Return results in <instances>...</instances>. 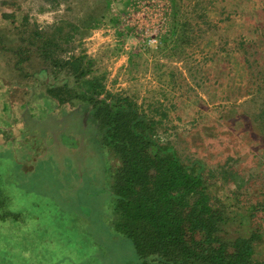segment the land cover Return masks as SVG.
<instances>
[{
	"label": "rangeland",
	"instance_id": "374dc122",
	"mask_svg": "<svg viewBox=\"0 0 264 264\" xmlns=\"http://www.w3.org/2000/svg\"><path fill=\"white\" fill-rule=\"evenodd\" d=\"M177 8L189 37L164 45L172 0H0V264H141L115 228V163L89 108L48 95L77 82L38 51L60 31L59 55L91 58L105 90L159 120L158 138L185 162L226 167L232 182L211 189L229 210L223 238L249 236L254 220L264 228V0ZM255 257L264 260V240Z\"/></svg>",
	"mask_w": 264,
	"mask_h": 264
},
{
	"label": "trees",
	"instance_id": "16d2710c",
	"mask_svg": "<svg viewBox=\"0 0 264 264\" xmlns=\"http://www.w3.org/2000/svg\"><path fill=\"white\" fill-rule=\"evenodd\" d=\"M172 1L176 9L164 45L181 44L189 37L187 25L179 19L178 0ZM43 38L37 45L43 61L77 81L75 87L67 81L50 86L48 95L59 104L77 102L89 108L115 163L111 176L115 228L133 241L140 263L264 264L255 257L256 246L264 240V228L253 221L263 203L248 202L249 222L253 221L249 236L223 238L220 232L228 223L229 210L212 196L211 189L219 181L232 182L226 167L209 170L202 160L185 162L173 145L158 138L159 120L141 111L129 96L105 90L93 72L91 58L59 55L62 42L68 39L62 31ZM261 111L258 125L264 136V108ZM235 195L242 203L237 191ZM6 202L0 193V207Z\"/></svg>",
	"mask_w": 264,
	"mask_h": 264
},
{
	"label": "built area",
	"instance_id": "2783aa9c",
	"mask_svg": "<svg viewBox=\"0 0 264 264\" xmlns=\"http://www.w3.org/2000/svg\"><path fill=\"white\" fill-rule=\"evenodd\" d=\"M145 25V26H144ZM143 26H141V28L142 27H145L146 29V32H148L149 30H151V28L149 27L150 25H149V23H146V24H144ZM157 41V37H155V36H153V37H151V36H149L148 38H147V42H149V43H154V42H156Z\"/></svg>",
	"mask_w": 264,
	"mask_h": 264
}]
</instances>
